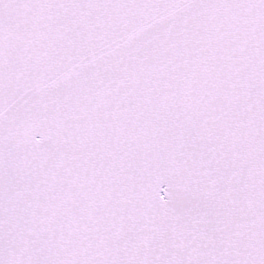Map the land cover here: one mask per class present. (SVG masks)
Returning <instances> with one entry per match:
<instances>
[{
	"label": "snow or ice",
	"instance_id": "6c2138e0",
	"mask_svg": "<svg viewBox=\"0 0 264 264\" xmlns=\"http://www.w3.org/2000/svg\"><path fill=\"white\" fill-rule=\"evenodd\" d=\"M0 264H264V0H0Z\"/></svg>",
	"mask_w": 264,
	"mask_h": 264
}]
</instances>
